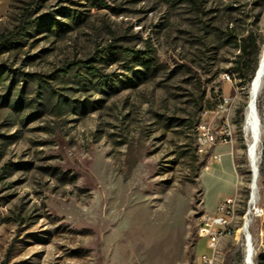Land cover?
<instances>
[{
    "label": "rangeland",
    "instance_id": "1",
    "mask_svg": "<svg viewBox=\"0 0 264 264\" xmlns=\"http://www.w3.org/2000/svg\"><path fill=\"white\" fill-rule=\"evenodd\" d=\"M263 47L264 0H0V264H196L228 196L216 264L249 238L264 264V89L254 202L244 128ZM204 121L233 131L206 170Z\"/></svg>",
    "mask_w": 264,
    "mask_h": 264
},
{
    "label": "bare ground",
    "instance_id": "2",
    "mask_svg": "<svg viewBox=\"0 0 264 264\" xmlns=\"http://www.w3.org/2000/svg\"><path fill=\"white\" fill-rule=\"evenodd\" d=\"M255 73L250 81V88H249V99L248 104L246 107L245 112V121H244V128L248 135V159L251 166V170L253 172V180H252V202L256 199V188L257 183L260 175V143L262 138V118L259 111V98L264 89V47L262 53L260 55V59L258 62V66H256ZM227 78V77H226ZM229 79V78H228ZM232 98V97H231ZM233 104V103H232ZM230 109V108H229ZM233 110V108H232ZM230 112V111H229ZM224 127H228L229 136H228V143L233 142V131L232 127L228 125V123L224 122ZM237 206L238 203L236 200L231 202V214H230V223L227 227H225L222 232L217 234L216 238L213 241V253H212V262L211 264H216V254L218 250L219 243L221 239L229 234L233 228L234 223L237 217ZM252 213V212H251ZM246 215H251L250 212ZM249 219V216H247ZM199 231H202V222L199 226ZM248 253L246 255V263L245 264H256L255 263V255L253 252V248L251 245V239H248ZM200 258V256L198 257Z\"/></svg>",
    "mask_w": 264,
    "mask_h": 264
},
{
    "label": "built area",
    "instance_id": "3",
    "mask_svg": "<svg viewBox=\"0 0 264 264\" xmlns=\"http://www.w3.org/2000/svg\"><path fill=\"white\" fill-rule=\"evenodd\" d=\"M229 130L228 127H224V123L218 129L208 123L201 122L197 127V140L196 149L199 154H210L205 170L210 169L214 164L222 160V154L219 152H212L210 150L218 143H228ZM231 202H233V196H228L221 200L216 207L213 214H206L203 216L202 231H199L200 237L205 241L207 251L200 255L196 264H211L213 253V241L217 234L222 232L230 223L231 214ZM245 216V232L249 237V219Z\"/></svg>",
    "mask_w": 264,
    "mask_h": 264
}]
</instances>
